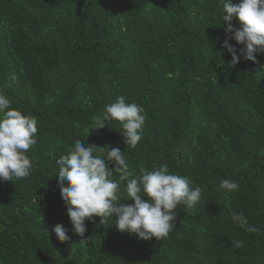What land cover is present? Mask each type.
I'll return each instance as SVG.
<instances>
[{"label": "trees", "instance_id": "trees-1", "mask_svg": "<svg viewBox=\"0 0 264 264\" xmlns=\"http://www.w3.org/2000/svg\"><path fill=\"white\" fill-rule=\"evenodd\" d=\"M222 13V0H0V90L38 120L32 175L0 180V264H264V55L229 66ZM119 95L147 114L135 149L117 122L94 130ZM77 139L119 147L136 171L166 163L201 187L199 204L178 206L159 241L99 217L79 236L55 163ZM222 179L238 190L220 189Z\"/></svg>", "mask_w": 264, "mask_h": 264}, {"label": "clouds", "instance_id": "clouds-1", "mask_svg": "<svg viewBox=\"0 0 264 264\" xmlns=\"http://www.w3.org/2000/svg\"><path fill=\"white\" fill-rule=\"evenodd\" d=\"M222 7L219 27H224L222 47L231 56L229 66H235L241 58L259 63L257 56L264 55V0H222ZM234 19L237 26L233 25ZM229 41L242 47L238 50ZM11 79L14 81L15 76ZM146 119L141 105L128 103L124 95H119L100 115L93 116L92 122L94 130L117 122L123 143L127 149H135L142 139ZM37 125L35 116L13 108L12 100L0 90V180L12 182L32 175L34 165L27 153L37 143ZM108 162H114L115 167L110 168ZM55 163L60 196L73 231L81 237L87 231L85 222L95 223L94 218L99 217L100 224L114 221L121 233L159 241L175 229L178 206L195 211L201 200V187H193L189 177L170 171L166 163L151 170L139 165L136 171L119 147L99 148L77 139L70 152L58 157ZM219 187L231 193L239 185L222 179ZM232 220L247 232L260 231L249 225L243 213L233 214ZM52 231L58 241L70 240L63 225H55ZM86 242L85 239L81 243ZM232 247L242 248L244 241H232Z\"/></svg>", "mask_w": 264, "mask_h": 264}]
</instances>
